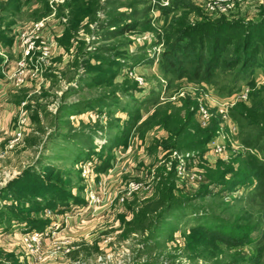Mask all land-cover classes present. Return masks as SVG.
Returning a JSON list of instances; mask_svg holds the SVG:
<instances>
[{"label":"rangeland","instance_id":"1","mask_svg":"<svg viewBox=\"0 0 264 264\" xmlns=\"http://www.w3.org/2000/svg\"><path fill=\"white\" fill-rule=\"evenodd\" d=\"M230 1L0 0V264H264V0Z\"/></svg>","mask_w":264,"mask_h":264},{"label":"trees","instance_id":"2","mask_svg":"<svg viewBox=\"0 0 264 264\" xmlns=\"http://www.w3.org/2000/svg\"><path fill=\"white\" fill-rule=\"evenodd\" d=\"M260 22H264V17L263 18H261V21ZM260 22H258V23H260ZM264 24V23H263ZM240 30H241V27L239 28ZM256 30V29H255ZM240 34H242V31H240ZM253 49H255L254 47H253ZM218 50H220V52H222V50L223 51H225L226 49L225 48H223V47H220ZM256 50V49H255ZM217 54H219V53H217ZM243 61L244 60H242V58H238L236 61H232V63H231V65H230V67H237L239 64H242L243 63ZM243 64H245V63H243ZM206 70L208 69V67H206L205 68ZM264 98V97H263ZM184 129H185V126L183 127V129H180V131L178 132V135H177V137H178V140L180 139V136L182 135V133H183V131H184ZM203 139H201V140H191V141H189V142H184L183 144L182 143H177L176 142V144H175V146L177 147V148H179V149H184V150H187V149H190L191 148V146H195V147H200V145H205V143H207V141H208V139H205L206 137L204 136V137H202ZM184 140H187V139H184ZM210 141V140H209ZM208 141V142H209ZM175 146H173V147H175ZM263 175H264V171H263ZM216 186H221V183H219V184H217V185H215V187ZM234 186H237V184H233V187ZM210 188L209 187H205L204 189H203V191L200 193V196L202 195V196H205L206 194H207V192H208V190H209ZM231 189L232 188H230V187H228V190H230V192L232 193L234 190H236V188L234 189V190H232L231 191ZM172 191V189H168V192L170 193ZM165 192V198L164 199H162V201L159 203L160 204V206L162 205V206H164L165 205V208L166 209H168L170 206H172L173 204L172 203H167L169 200V196H168V192L167 191H164ZM203 193V194H202ZM219 194H220V192L219 193H217V194H215V196H219ZM150 203V202H149ZM168 204V205H167ZM146 210H148V211H144V212H138L137 213V217H136V221H140V223H137L135 220H133L132 222H130L127 226L128 227H130V226H134L135 227V229H134V231L135 232H143V230L144 229H147V227L144 225V223H145V221L146 220H149V221H153V219H154V217H156L159 213H158V211L157 210H150V205L149 204H147V208H146ZM203 212H205V211H203ZM211 214V213H210ZM213 215V214H212ZM160 216V215H159ZM161 216H162V213H161ZM213 216H215V215H213ZM221 224H223L222 222H221ZM223 225H220V226H218V231L217 230H215V231H213V232H219V234L220 235H218L219 237H222V236H226L225 234H223V233H220V232H223ZM238 228V227H237ZM240 228V227H239ZM244 230H247V228H245V227H242V229H241V231H244ZM249 230V229H248Z\"/></svg>","mask_w":264,"mask_h":264},{"label":"crops","instance_id":"3","mask_svg":"<svg viewBox=\"0 0 264 264\" xmlns=\"http://www.w3.org/2000/svg\"><path fill=\"white\" fill-rule=\"evenodd\" d=\"M19 1L20 0H9V2L12 3V4H16ZM26 1H29V3H30V0H26ZM32 8H33V11L35 9L38 10V8L40 9L38 3L32 4ZM3 12H4V9H1V12L0 13H3ZM43 13L44 12H42V14ZM14 48H15V45L13 44V42L10 41L9 39H6L5 36H4V34L0 32V77H2V75L4 74V68H5L4 62L6 63V60H5L6 59L5 52H13L11 50H14Z\"/></svg>","mask_w":264,"mask_h":264},{"label":"built area","instance_id":"4","mask_svg":"<svg viewBox=\"0 0 264 264\" xmlns=\"http://www.w3.org/2000/svg\"><path fill=\"white\" fill-rule=\"evenodd\" d=\"M208 1H209L208 4L210 6L208 8H210V10H215L216 8L214 6H211V4H214L216 6V0H208ZM243 1H246V0H231L230 2H243ZM225 148L226 147L223 144H221V143L215 144L213 146V149H214L215 153H223ZM187 156H189V155H187ZM181 169H182V167H179L178 171H180Z\"/></svg>","mask_w":264,"mask_h":264}]
</instances>
